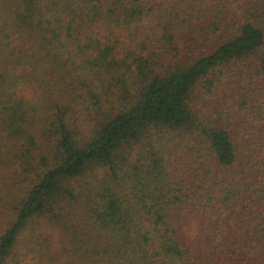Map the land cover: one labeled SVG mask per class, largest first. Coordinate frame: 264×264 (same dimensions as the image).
Masks as SVG:
<instances>
[{
  "label": "trees",
  "instance_id": "16d2710c",
  "mask_svg": "<svg viewBox=\"0 0 264 264\" xmlns=\"http://www.w3.org/2000/svg\"><path fill=\"white\" fill-rule=\"evenodd\" d=\"M0 264H264V0H0Z\"/></svg>",
  "mask_w": 264,
  "mask_h": 264
},
{
  "label": "rangeland",
  "instance_id": "374dc122",
  "mask_svg": "<svg viewBox=\"0 0 264 264\" xmlns=\"http://www.w3.org/2000/svg\"><path fill=\"white\" fill-rule=\"evenodd\" d=\"M7 224V223H6Z\"/></svg>",
  "mask_w": 264,
  "mask_h": 264
}]
</instances>
